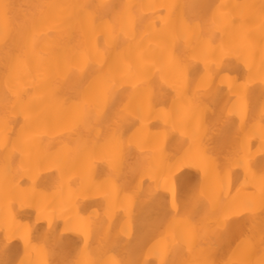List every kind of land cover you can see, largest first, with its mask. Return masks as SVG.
<instances>
[{
    "label": "snow or ice",
    "instance_id": "obj_1",
    "mask_svg": "<svg viewBox=\"0 0 264 264\" xmlns=\"http://www.w3.org/2000/svg\"><path fill=\"white\" fill-rule=\"evenodd\" d=\"M0 264H264V0H0Z\"/></svg>",
    "mask_w": 264,
    "mask_h": 264
},
{
    "label": "bare ground",
    "instance_id": "obj_2",
    "mask_svg": "<svg viewBox=\"0 0 264 264\" xmlns=\"http://www.w3.org/2000/svg\"><path fill=\"white\" fill-rule=\"evenodd\" d=\"M11 2H13V3H26V2H28V0H11ZM126 2H140V0H126ZM143 2H145V3H164V2H169V0H143ZM218 2H219V0H218ZM256 162L259 163V157L258 156L256 157ZM88 195L90 197V199L88 201H83V197H81V200L83 203L93 204L94 201L99 200V194L89 193ZM17 207H19V205ZM24 211L27 212L29 210L24 209Z\"/></svg>",
    "mask_w": 264,
    "mask_h": 264
}]
</instances>
